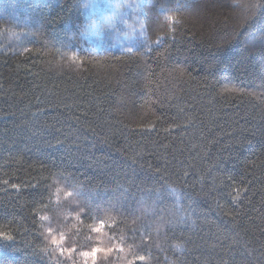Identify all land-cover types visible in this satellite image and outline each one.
<instances>
[{"label":"trees","instance_id":"16d2710c","mask_svg":"<svg viewBox=\"0 0 264 264\" xmlns=\"http://www.w3.org/2000/svg\"><path fill=\"white\" fill-rule=\"evenodd\" d=\"M0 232V264L93 235V264H264V0H0Z\"/></svg>","mask_w":264,"mask_h":264},{"label":"clouds","instance_id":"9594fccd","mask_svg":"<svg viewBox=\"0 0 264 264\" xmlns=\"http://www.w3.org/2000/svg\"><path fill=\"white\" fill-rule=\"evenodd\" d=\"M95 26V24H92ZM95 30H96V26H95ZM94 30V31H95ZM94 31H89L88 30V26L86 28V32H94ZM96 224H93L92 227H96ZM59 238V237H58ZM100 241L101 243H103L102 240H100V236L99 235H93L91 238L85 236L84 238V242L82 244L83 247H85V249L88 252V260H87V264H93V260H92V252H91V248H92V244L96 243L97 241ZM74 243H77V238L75 236H70L67 233L65 234V240H64V244L68 247H71ZM174 247L176 248L177 251L182 250L180 245H174ZM99 256L102 257L103 253H99ZM81 260V264H83V257L80 258Z\"/></svg>","mask_w":264,"mask_h":264},{"label":"snow or ice","instance_id":"6c2138e0","mask_svg":"<svg viewBox=\"0 0 264 264\" xmlns=\"http://www.w3.org/2000/svg\"><path fill=\"white\" fill-rule=\"evenodd\" d=\"M167 18L168 19H173V17H171V16H169ZM4 183H8V182L7 181H4ZM13 187H17V186L16 185H13ZM0 236L7 237V238L11 239V236H8L7 234L2 233V232H0ZM139 259L144 260L145 258L144 257H140Z\"/></svg>","mask_w":264,"mask_h":264},{"label":"rangeland","instance_id":"374dc122","mask_svg":"<svg viewBox=\"0 0 264 264\" xmlns=\"http://www.w3.org/2000/svg\"><path fill=\"white\" fill-rule=\"evenodd\" d=\"M111 3V1H108V4H110Z\"/></svg>","mask_w":264,"mask_h":264}]
</instances>
